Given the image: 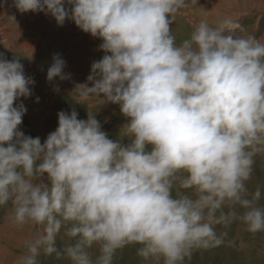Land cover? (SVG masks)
<instances>
[{"label": "clouds", "instance_id": "clouds-1", "mask_svg": "<svg viewBox=\"0 0 264 264\" xmlns=\"http://www.w3.org/2000/svg\"><path fill=\"white\" fill-rule=\"evenodd\" d=\"M14 6L102 40L106 54L75 91L119 105L127 119L114 140L95 113L79 119L62 110L43 143L25 135L27 108L18 101L35 81L19 59L0 55V206L11 202L16 227L37 228L14 264H39L42 254L113 264L130 245L144 264H185L194 251L224 244L218 225L239 220L264 232L261 189L248 188L264 156V40L238 34V21L225 17L215 26L201 20L177 43L172 25L186 0ZM65 63L54 54L49 82L69 78ZM62 230L71 242L61 249Z\"/></svg>", "mask_w": 264, "mask_h": 264}, {"label": "rangeland", "instance_id": "rangeland-1", "mask_svg": "<svg viewBox=\"0 0 264 264\" xmlns=\"http://www.w3.org/2000/svg\"><path fill=\"white\" fill-rule=\"evenodd\" d=\"M5 1L0 0V5L6 4ZM186 4L187 6L181 10V14L177 15L172 25V32L177 43L188 38L194 25L201 20H207L210 25L215 26L219 19L225 17L238 21L241 25L238 34L254 35L258 39L264 40V0H186ZM9 5L13 9L15 8L13 1H10ZM9 23L17 26V18ZM9 42L10 40L7 38L0 39L2 45L0 46V55L8 60L20 56L19 61L24 65L25 74L32 77L34 81L37 80L33 95L35 97L32 95L27 99L21 97L18 101L23 102L27 108L20 126V130L25 135L40 137L43 143L46 135L58 126L57 113L62 110L70 112L75 109L79 119H87L88 111L95 113L96 119L102 125V130L107 133L110 139L115 140L120 137L121 128L127 123V119L121 114L119 105L104 103L102 97H91L87 101L81 100L74 87V78L76 77L64 80L55 78L49 82L46 78L47 74L43 75L40 71L29 72L31 69L28 56L19 54L18 48L13 43L11 46ZM105 54L101 53L99 60ZM39 56L41 55L39 54ZM39 63L44 70L49 68L48 63L44 64L42 60ZM57 87L58 91L54 90ZM37 97L39 98L38 102L36 101ZM41 133L45 135L44 140L40 136ZM257 187L262 192L259 203L264 206V156L259 155L255 158L252 179L248 182L249 192H254ZM11 214V202L0 206V264H14L16 258L25 250V241L31 239L37 231L33 225H26L23 228L16 227L11 222ZM216 230L218 234L227 232L224 244L208 250L194 251L191 259L186 260L185 264H264V232L252 234L239 220L234 221L227 228L218 225ZM70 242L62 230L61 235L57 238L58 248L62 249L66 243ZM138 247V245H130L118 250L113 264H144L138 255ZM92 253L95 259L98 249L93 248ZM39 264H70V261L66 257H57L55 254L51 256L42 254L39 257Z\"/></svg>", "mask_w": 264, "mask_h": 264}, {"label": "bare ground", "instance_id": "bare-ground-1", "mask_svg": "<svg viewBox=\"0 0 264 264\" xmlns=\"http://www.w3.org/2000/svg\"><path fill=\"white\" fill-rule=\"evenodd\" d=\"M10 1L14 2V0H6V4L0 5V39L7 38L10 40V45L13 43L18 48L19 54L28 56L31 69L29 72L40 71L46 75L48 68L45 70L41 68L39 61L42 60L44 64L46 62L50 66L54 54L58 53L66 62L63 72L70 74L69 78L76 77L75 85L88 82L91 65L99 61L100 54L104 53L100 49L102 40L82 32L71 21L66 20L63 26H58L51 16L43 13H21L16 7L13 9L11 4L9 5ZM16 18L17 26L9 23ZM15 58L21 59L20 56ZM36 83L37 80L32 86V96ZM43 134L41 133L40 136L44 140Z\"/></svg>", "mask_w": 264, "mask_h": 264}]
</instances>
